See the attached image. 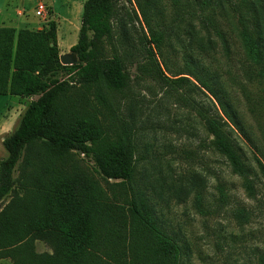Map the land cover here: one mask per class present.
<instances>
[{
    "label": "rangeland",
    "instance_id": "374dc122",
    "mask_svg": "<svg viewBox=\"0 0 264 264\" xmlns=\"http://www.w3.org/2000/svg\"><path fill=\"white\" fill-rule=\"evenodd\" d=\"M51 1L65 20L60 21L59 42L75 45L83 12L80 0H72L69 15L67 0ZM150 1L147 21L152 33L162 35L158 47L149 43L151 32L136 0H116L111 35L93 48L95 61L116 58L120 62L128 75L126 87L114 92L99 83L77 86L66 94L73 106L69 118L96 120L108 140L131 138L134 163L130 182L123 186L105 181L76 150L65 157L64 168L87 193L96 192L99 203L124 209L129 220L130 204L142 216L147 213L164 235L177 242L180 264H258L264 256V169L255 159L264 168V80L258 81V68L244 61L235 31L237 0H209L203 12L195 0ZM196 14L211 17L220 36L201 29ZM43 20L47 30L51 18ZM189 60L217 78L221 95L236 112L239 129L231 127V137L249 168L252 192L211 145L213 136L205 129V118L220 115L219 107L185 74ZM179 77L187 81L170 83ZM35 98L0 96V121L5 117L12 122L0 137V161L7 157L3 139L17 128ZM38 150L33 147L29 154L35 167L24 168L20 161L15 168L0 200V216L21 199L26 201L23 211L31 212L29 192L38 179L45 181L47 167V160L35 155ZM59 164L55 162V166ZM34 191L39 193L40 185ZM31 225L35 233L28 253L52 254V240L45 234L57 231L55 223ZM123 234L129 235L125 230ZM0 257V264H15L8 254Z\"/></svg>",
    "mask_w": 264,
    "mask_h": 264
},
{
    "label": "trees",
    "instance_id": "16d2710c",
    "mask_svg": "<svg viewBox=\"0 0 264 264\" xmlns=\"http://www.w3.org/2000/svg\"><path fill=\"white\" fill-rule=\"evenodd\" d=\"M195 1L200 12L209 7V0ZM115 2L86 0L83 3L77 43L70 48V53L77 57L73 65L64 66L59 61L55 22L51 21L47 30L38 32L0 28V96L36 97L24 110L17 128L2 141L7 157L0 161V200L20 161L24 168L35 167L29 160L33 147H39L37 157L47 160L45 181L38 179L29 192L31 212L23 211L26 201L21 199L16 202L19 205L0 216V255H10L15 264L181 263L177 242L164 235L147 213L142 216L130 204L129 220L124 209L99 203L97 193H87L64 168L65 157L76 150L92 162L105 181L120 182L124 186L132 177L131 138L108 140L96 120L69 118L73 106L67 102L66 95L77 86L91 87L99 83L114 92L126 87L128 75L120 62L116 58L109 62L95 61L93 52L102 39L111 35ZM136 2L151 32L149 43L158 47L162 35L152 33L147 21L151 1ZM188 7L193 9L192 4ZM235 7V31L244 61L249 67L258 68L256 76L261 82L264 80V0H237ZM195 19L201 29L220 36L211 17L196 14ZM224 50L228 53L226 46ZM188 64V74H185L219 107L220 115L205 118V129L213 136L211 145L252 192L249 168L231 137L230 128L239 129L236 112L221 95L217 78L191 60ZM170 81L179 85L187 80L179 77ZM55 162L60 164L55 166ZM255 162L264 169L259 160ZM37 185L41 191L34 193ZM48 221L54 222L57 229L45 234L50 236L54 252L50 255L28 253L31 235L35 233L31 224L45 225ZM123 230L129 235L125 236ZM258 264H264V256L259 257Z\"/></svg>",
    "mask_w": 264,
    "mask_h": 264
},
{
    "label": "crops",
    "instance_id": "0c3cea01",
    "mask_svg": "<svg viewBox=\"0 0 264 264\" xmlns=\"http://www.w3.org/2000/svg\"><path fill=\"white\" fill-rule=\"evenodd\" d=\"M86 0H80V5ZM42 2L46 6L48 12L47 17L51 18L56 24V41L59 50V56L70 53V48L73 43L69 45H63L58 40V31L61 30L60 21L61 18L59 12L54 9L53 2L51 0H0V28H12L16 31L18 30H29L33 32L42 31L45 28L44 20L35 16L36 4ZM74 3L72 0H67L66 7L68 15L74 8ZM62 21L65 20L62 18ZM9 99H18L16 96L8 95ZM9 104V103H8ZM12 124V122H10ZM8 119L4 117L0 121V137L3 130L10 126Z\"/></svg>",
    "mask_w": 264,
    "mask_h": 264
},
{
    "label": "water",
    "instance_id": "95a60500",
    "mask_svg": "<svg viewBox=\"0 0 264 264\" xmlns=\"http://www.w3.org/2000/svg\"><path fill=\"white\" fill-rule=\"evenodd\" d=\"M74 54H65V55H61L59 56V61L61 63V65H73L74 63H76V60L74 58Z\"/></svg>",
    "mask_w": 264,
    "mask_h": 264
},
{
    "label": "built area",
    "instance_id": "2783aa9c",
    "mask_svg": "<svg viewBox=\"0 0 264 264\" xmlns=\"http://www.w3.org/2000/svg\"><path fill=\"white\" fill-rule=\"evenodd\" d=\"M47 15H48V12L46 10L45 4L42 2H38L36 4L35 16L43 19Z\"/></svg>",
    "mask_w": 264,
    "mask_h": 264
}]
</instances>
